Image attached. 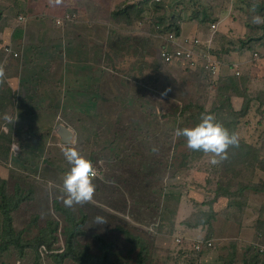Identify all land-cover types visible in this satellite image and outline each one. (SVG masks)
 I'll return each instance as SVG.
<instances>
[{"label":"rangeland","instance_id":"rangeland-1","mask_svg":"<svg viewBox=\"0 0 264 264\" xmlns=\"http://www.w3.org/2000/svg\"><path fill=\"white\" fill-rule=\"evenodd\" d=\"M77 1L81 10L76 3L68 8L76 14L69 22H78L81 11L102 22L112 4V0ZM186 3L190 9L186 18L199 21L206 38L211 33L209 25L217 24L211 49L219 52L214 53L220 62L218 78L207 75L199 63H163L158 52L165 40L153 33L152 22L139 23L141 18L133 14L119 19L110 14L106 46L98 39L92 42L97 43L92 50L99 47L94 52L96 62L100 61V66L96 64L100 71L96 111L69 108V99L64 106L69 109L57 119L53 110L25 115L18 108L14 115L27 120L15 122L13 132L6 120L12 115L10 85L0 84V176L6 180L11 202L17 201L11 211L12 225L15 233L21 231L20 242L7 246L5 240L1 242L0 264H79L56 255L64 248L67 229L75 218L83 220L73 233L75 247L88 255L108 253L127 264H138L139 257L143 264H182L174 254L180 248L176 237L182 236L186 244L212 242L202 250V262L219 264L231 258L234 264H264V55H255L264 50V24L251 23L253 15L264 17V0ZM253 5L254 13L250 11ZM65 9L61 0H0V64L6 72V63L20 57L19 51L15 55L9 46L6 49L10 36H17L16 31L27 25L28 42H34L35 31L49 28V22L56 24L53 17H64ZM220 12L246 28L242 38L217 30ZM19 15L24 18L19 20ZM85 28L98 38V23H85ZM240 39L247 41L243 49H238ZM47 46L43 40L38 56H47ZM28 57L24 52L20 60L26 64ZM63 65L68 69V64ZM234 65L246 77L235 88L227 83ZM225 97L236 111L235 118L230 115L226 120L228 130L237 133L252 154L243 156V149L231 147L226 160L212 165L209 155L189 152L185 139L175 138L174 133L198 123L187 116L198 117L199 107L209 113L226 106ZM184 106L187 109L180 114ZM227 109L222 110L227 113ZM56 120L73 130L75 146L99 173L93 181L96 191L91 203L71 208L63 204L62 182L70 165L61 151L66 143L48 132L47 124ZM21 123L33 126L22 130L18 128ZM97 216L106 223L96 224ZM1 222L0 211V230ZM40 232L47 234L54 249L51 254L38 256L27 245Z\"/></svg>","mask_w":264,"mask_h":264},{"label":"crops","instance_id":"crops-1","mask_svg":"<svg viewBox=\"0 0 264 264\" xmlns=\"http://www.w3.org/2000/svg\"><path fill=\"white\" fill-rule=\"evenodd\" d=\"M117 1L119 0H112V4L108 7L109 12L112 9L113 4L115 2L117 3ZM61 2L66 8L65 12H67L68 8L70 9V5L66 0H61ZM34 4L37 6L36 3ZM159 4L161 11H159V7L157 9L153 7L154 3L152 0L146 3L145 10L139 23L142 22V24H144L145 22H150L149 18L152 17V15L154 17L165 12L167 14L166 20H170L173 15L179 21L181 35L189 37L199 36L203 40L206 39L204 36V29L200 23L197 22V20L195 21V19L191 20L189 17L186 18V11H190L186 0H160ZM109 12L108 15L106 13L104 18L101 19L103 20L102 22H99V20L97 22L94 16L87 14L84 15L82 11L81 17H78L79 19H77L78 22L66 21L58 25L49 22V28L40 27L37 29V32L35 31L34 42H28L26 33L27 25H24L22 30L16 31L19 33L17 36L13 34L10 36L11 40L8 44H5V46H9V49L12 52L17 53L19 51L20 57L16 61L14 60L15 62L11 61L9 65L6 63V68L8 70L7 72L5 71L2 83V85H4L6 82H9V91L13 98L11 108L12 115L7 116L11 117L12 120V122L8 120L9 129L11 128L13 129V132H15L16 129H14L13 124L15 125V122L17 121L22 122L23 120H27L18 115L17 117L14 115V110L17 111L18 108L25 115H28V113L35 114L39 111L53 110L56 112L54 117L57 119V116L61 111L68 110V108L64 107L67 96H69L68 99L70 101L68 102L70 106L74 104L73 99L75 96H90L89 89L91 88L92 81L100 79V71L96 68V64L100 66V61L96 62L95 52L92 50L97 43L92 44V42H94L95 39H98V41L102 43L106 39V30L109 25L107 20L110 19L108 18ZM218 14L220 16L219 21L217 22V30L219 32L223 34L227 31L230 33L234 32L240 37L246 32V28L242 26L238 20L229 18L223 12ZM53 18L55 21L57 16ZM79 22L81 23L78 24ZM85 23H98V38L90 34L91 32L88 31L89 29L85 28ZM100 33L103 36V39L100 38ZM155 35L159 40L160 38H164L163 35ZM43 40H46V43H48L46 57L38 56L41 42ZM64 49L65 52H63ZM24 52L29 56L26 62V64H28L27 66L20 60L24 55ZM67 55H69L70 58L66 57ZM232 55L230 56L231 58L234 57ZM39 58L43 59L41 60ZM235 60L237 61V59ZM63 63L68 64V69H63ZM27 70L30 73H28L29 75L27 74ZM84 99L86 98L83 97L81 105H87ZM51 123L52 122L50 121L47 124V127H49ZM32 126V124L24 126L21 123L18 125V128H22V130L28 128L31 129ZM7 129L8 127L5 125V133L7 132ZM3 134L2 131V135ZM26 134L27 133H25V135Z\"/></svg>","mask_w":264,"mask_h":264},{"label":"trees","instance_id":"trees-1","mask_svg":"<svg viewBox=\"0 0 264 264\" xmlns=\"http://www.w3.org/2000/svg\"><path fill=\"white\" fill-rule=\"evenodd\" d=\"M34 1H36V0H34ZM66 1L70 5V7L77 4V7L79 8V10H81V5L79 4L80 3L79 1H77V0H66ZM150 1L151 0H119V1H117V3L114 4V6L112 7V9L109 12V15L111 14V18H115V17H117V18L118 17L119 18H129V16L130 15L132 16V14H133V16H135L137 18H139V17L141 18L142 14L145 10L146 3L150 2ZM152 2L154 3L155 9H157L158 7H159V9L161 8L159 6L160 0H158V1L152 0ZM82 7H83V5H82ZM0 14H1V11H0ZM166 18H167V14L165 12H163L159 15H156L154 17L152 15V17L149 18L150 22H152L151 27H152L153 33L154 34L159 33V34L164 36L168 32L172 31V32H174L175 35H180L181 28H180L179 21L173 15L171 17L172 20H171V18H170V20H166ZM207 29L208 30L210 29V25ZM214 32H216V31H214ZM214 35H215V33H214ZM105 41L106 40H104V44L101 46H104V47L106 46ZM240 41H241V43L238 46V49H243L245 47V43L247 41L241 40V39H240ZM262 45H264V44H262ZM98 48H94V50H96ZM210 51L213 55H214V53L217 55L219 54V52L216 50L211 49ZM96 53H97V51L95 52V58L97 56ZM159 59L163 63H169V62L163 61L160 57H159ZM141 66L143 67V63L141 64ZM140 71H142V69ZM207 75H209V74L207 73ZM214 78H218V76L214 77ZM227 80H228L227 83H229L233 88H235L238 84L240 86L243 85L245 80H246V77H245V75H243V73L236 74L235 72H232L228 75ZM99 81H100V79L99 80L98 79L93 80L91 88L89 89L90 96L89 97L83 96L86 98L84 100L86 103H88V105H81V102H83L82 96H75L73 99V102H74L73 105L90 108L92 112L96 111L97 107H98L97 88L99 87V84H98ZM230 85H229V87H226V88H228V89L231 88ZM80 91H82V90H80ZM67 100H68V98L66 99L65 103H67ZM226 102L228 103V104H226V106L228 108L227 113H225L222 110L226 106L216 107L213 109V111H210L209 113L205 112L203 109H201V107H199L198 117H196V114L195 115L194 114H188L187 120H189L191 122L190 118H192L193 122L197 121L199 123L202 113L213 114L216 117V120L228 129L230 123L228 121L226 123V120L230 117V115H231V118H235L236 117V111L230 105L228 98H226ZM67 104L69 105V102ZM71 106H69V108ZM186 109H187V107L184 106V108L182 109V112L180 114H183V112ZM32 114L28 113V115H32ZM55 114H56V112H54V115ZM180 140L183 141L182 139H180ZM177 144H179V143H177ZM18 147H19V145H18ZM232 148H233L232 150L243 149V151H242L243 156H247L248 154H252V150L248 147V144L247 143L245 144L244 142H241V141L239 142V147H232ZM189 152H196V151H193L190 149ZM236 153H238V152H234V154H236ZM5 184H6L5 178L0 176V211L2 213V222H1V230H0V243L5 240L4 244H5V246H7V244H9L11 242H20L19 233H21V231L16 232V233L14 232V228L12 225L11 211H12V209L16 208L17 201H15L14 203L11 202L12 198L5 191V186H4ZM208 210L211 212L212 215L213 214L215 215V211L212 208H210ZM82 221H83L82 219L81 220H77L76 218L71 219L69 227L67 229V236L65 238L66 239L65 240V246L61 251H58L59 253L57 252V254H56L57 257H59L60 259L69 257V258L75 260L76 262H78L79 264H127L126 261H122L121 259H116L114 257H111L112 255L110 256L108 253H103L100 256H95V255H88L86 252H81L80 250H78L75 247V237H74L73 233H74V230L76 228H78V226L82 223ZM198 225H199V222L194 224V226H198ZM45 236H47V234L40 232L34 242L27 244L28 246L35 248V251H36L38 256H40V255L42 256L43 254H51L52 252H54V249H52L50 247V245H49L50 243H48V239ZM2 244L3 243H1L0 245H2ZM21 247H23V246L21 245ZM249 248L256 249L255 245H253V246L250 245ZM202 252H203L202 250H199V251H192L190 249L184 250L183 248L180 247V248H178V250L174 254L177 258L178 263L181 262L182 264H212V263H205V262L201 261L200 257H201ZM138 259H139L138 264H143V258L139 257ZM229 260L230 261H226L223 259V261H221V263H219V264H234V262L231 258Z\"/></svg>","mask_w":264,"mask_h":264},{"label":"clouds","instance_id":"clouds-1","mask_svg":"<svg viewBox=\"0 0 264 264\" xmlns=\"http://www.w3.org/2000/svg\"><path fill=\"white\" fill-rule=\"evenodd\" d=\"M250 11L255 12V5ZM251 23L254 25L264 24V17L253 15ZM4 76L5 68L4 65L0 64V83H3ZM6 119L12 122L11 117H6ZM174 137H183L187 148L209 155V162L212 165L220 164L226 160L229 148L239 147L238 134L230 132L216 120L213 114H202L200 122L193 127L177 128ZM75 145L76 140L69 139L61 148L63 156L70 165V170L63 177L61 189L64 193L63 204L69 208L74 205H84L93 202L96 191L93 181L99 176L91 160L82 155ZM17 148L18 145L15 150ZM152 151L155 152L156 149L153 148ZM52 186V182H49V187ZM95 222L96 224L106 223L101 216H97Z\"/></svg>","mask_w":264,"mask_h":264},{"label":"built area","instance_id":"built-area-1","mask_svg":"<svg viewBox=\"0 0 264 264\" xmlns=\"http://www.w3.org/2000/svg\"><path fill=\"white\" fill-rule=\"evenodd\" d=\"M75 16L76 14L73 11H67L64 14V17L55 18V23L62 24L64 20H73ZM23 18V15H19V20H22ZM216 25L217 24L215 22H212L210 24L211 33L204 40L199 36L189 37L181 34L175 35L172 31L168 32L166 35H164V44L159 48V57L165 62L184 60L191 65L199 63L200 67L205 70L210 76H217L219 72L220 62L210 51L211 35L216 30ZM6 49L8 48L6 47ZM14 54L16 55V52H14ZM255 55H264V50H262L261 53L255 52ZM234 69L235 73L238 74L239 71L237 70V65H234ZM16 146H14L15 149ZM176 242L180 245L179 247L183 248L184 250L190 249L192 251L203 250L204 248H207L212 244L210 240H196L191 244H186L185 239L182 236H177Z\"/></svg>","mask_w":264,"mask_h":264},{"label":"water","instance_id":"water-1","mask_svg":"<svg viewBox=\"0 0 264 264\" xmlns=\"http://www.w3.org/2000/svg\"><path fill=\"white\" fill-rule=\"evenodd\" d=\"M48 132L54 133L60 141L66 143L69 139L73 138V130L67 126L62 120H56L48 127Z\"/></svg>","mask_w":264,"mask_h":264}]
</instances>
